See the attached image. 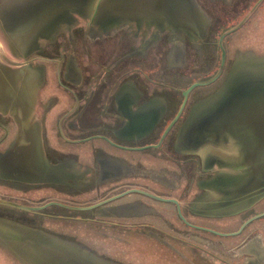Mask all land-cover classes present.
Masks as SVG:
<instances>
[{
	"label": "flooded vegetation",
	"instance_id": "1",
	"mask_svg": "<svg viewBox=\"0 0 264 264\" xmlns=\"http://www.w3.org/2000/svg\"><path fill=\"white\" fill-rule=\"evenodd\" d=\"M218 1L237 15L220 20L200 3L186 25L145 23V33L132 24L110 33L78 27L27 56L42 81L46 166L27 169L40 183H0V198L30 207L0 204L11 209L0 217L14 223L4 229L12 240L25 241L23 226L106 262L264 264V193L240 198L236 143L212 139L222 129L207 117L192 127L199 106L264 66V10L254 13L264 0L229 27L252 1ZM122 31L137 44L109 50L103 43ZM174 75L193 79L181 88ZM12 128L0 118V144Z\"/></svg>",
	"mask_w": 264,
	"mask_h": 264
},
{
	"label": "water",
	"instance_id": "2",
	"mask_svg": "<svg viewBox=\"0 0 264 264\" xmlns=\"http://www.w3.org/2000/svg\"><path fill=\"white\" fill-rule=\"evenodd\" d=\"M55 4L53 8L59 6L61 10L59 13L63 14L69 11L83 14L89 12L88 9L91 7L90 12L97 14V20L102 16L105 18L110 14H116L118 18L128 17L132 21L144 18L145 21L155 25L159 22L173 26L179 23L188 24L187 20L199 14L195 0H73L72 4H66L64 0L63 3ZM6 6L0 7V13H9L14 9L8 17L24 19L23 7L19 5L9 10ZM47 7L49 9L46 8V12L52 9V6ZM24 28V21H22L15 27V32L18 29L22 32ZM0 36L7 51L5 54L0 50V113L9 112L14 115L19 134L24 138L25 132L27 134L26 115L33 108V97L37 87L35 81L39 80L35 78L40 76V72L36 66L21 60L26 56L24 50L27 46L21 48L18 45H12L13 37H7L1 31ZM5 37L9 39L10 44ZM240 78L236 83L230 82L224 87L217 102L206 108L207 114L204 118L197 119L194 128L204 126L202 123L207 117L209 126L222 129L219 137L212 139L230 140L236 143L233 164L242 174L239 188L240 198L243 199L246 196L255 198L264 193V67L253 69L250 74L241 75ZM187 93L188 90L185 91V95ZM211 131L213 129L208 131L209 134ZM236 190L238 191V186ZM0 204L22 210L30 208L2 198H0ZM6 228L8 230L10 227ZM24 229L20 231L25 237L23 242L28 247L26 252L30 253L28 260H32L34 264L42 262L52 264L55 260L63 264H95L96 262L64 244ZM0 241L9 249L12 238L0 236ZM9 250L14 251L12 247Z\"/></svg>",
	"mask_w": 264,
	"mask_h": 264
},
{
	"label": "crops",
	"instance_id": "3",
	"mask_svg": "<svg viewBox=\"0 0 264 264\" xmlns=\"http://www.w3.org/2000/svg\"><path fill=\"white\" fill-rule=\"evenodd\" d=\"M63 1L64 0L0 1V7L3 5H7L9 10L12 7H16L19 5L23 7L22 11H26L28 9L26 12L24 11L25 15L23 20L15 16L8 17V14L12 13L14 9L9 13H0V31L6 34L7 37H13L12 43L7 37H5L7 38L8 43H11L15 46L18 45L21 48L27 46L24 50L26 56L21 59L22 61H26V63H29V61L27 60V56L29 54L40 51L44 46H47L48 44L53 42L54 39H56L62 31H71L78 27H86L85 29L89 31H97V33H101V31H103L106 33L112 28V30L118 29L126 24H132L134 25V27H137L138 30H141V28L145 26V23H149L155 26L154 23L145 21L144 18L132 21L128 17H124L126 19L118 18L119 16L116 14H110L105 18H103L102 16V20L99 19L101 20L99 21L97 20V14L90 12L91 7H89L88 9L89 12L83 14H77L74 11H72V13L69 11L65 14L59 13L61 11L59 10V6H54L53 8V5L55 3V5H58L60 2L63 3ZM72 3L73 0H66V4ZM41 4L43 6H41ZM47 6H52V9L46 12V8L49 9ZM31 15H35L37 17ZM22 21H24L25 28L22 32L19 31V29L17 30V32H15V27H17ZM118 22L121 23L119 25H116L115 23ZM1 38L2 37L0 36V50L6 54L7 51H5V46ZM19 50L22 51V49ZM30 65L33 66L32 64ZM41 83L42 82L40 80L35 81V84L37 85V93L34 94L35 99L33 98V108H31L28 112V115H26L27 120L25 121V125L27 134L25 132L24 138H22V136L19 134V127L16 123L17 121L14 118V115L9 114V112L0 113L1 118L13 123V131H9L7 140H3L2 144H0V183L5 184L7 186L5 188L7 189L10 188L8 186L20 188L25 185H31L33 183L35 184L41 182L42 176L28 174V171L31 169V167L32 171H34L36 166L40 167L39 169H43V167L46 166L45 164L40 163V159H42L43 157V150L45 148V139L43 134L44 121L42 106L39 98V89L42 85ZM196 122L197 117L193 116L192 127L195 126ZM53 166V164H47V169L50 170L53 168ZM0 192L4 193L3 190H0ZM6 193L9 194V192ZM11 224L12 221L0 217L1 236L10 235V233L4 232V229L6 227H10ZM21 227L23 228V226Z\"/></svg>",
	"mask_w": 264,
	"mask_h": 264
},
{
	"label": "rangeland",
	"instance_id": "4",
	"mask_svg": "<svg viewBox=\"0 0 264 264\" xmlns=\"http://www.w3.org/2000/svg\"><path fill=\"white\" fill-rule=\"evenodd\" d=\"M1 2L3 1V2H6L7 0H0ZM200 1H202V2H200ZM252 1V3H250V5L240 14V15H238L237 17H235L233 20H230V21H226V23H225V26H227V27H229L230 25H232V24H234V23H236V21H237V19L238 18H241V17H243L247 12H248V10L250 9V7H251V4H253V2L255 1V0H251ZM195 2H196V5H197V10H198V13L199 12H201V7L202 6H200V3L202 4V3H204V5L206 4L207 5V7L209 8L208 9V11L210 12V13H212L214 16H217V17H219L220 18V20L222 19V18H224V19H226V16H231L232 14H236L237 15V13H235V11H234V8H230V10L232 11V13H230V12H228L227 10H226V6L227 5H224V6H222L221 5V7L219 8V1L218 0H195ZM217 4V5H216ZM7 7V6H6ZM200 10V11H199ZM263 10H264V1L262 2V5H261V8L260 9H258L257 11H255L254 13L255 14H259V13H262L263 12ZM254 13L249 17V23H248V26H246L247 27V29H250V28H254L253 27V25H252V23L255 21V19L257 18V17H255L254 16ZM221 14H223V17H221ZM217 21H219L218 19H216ZM121 22H118V23H115L116 25H119ZM161 26H164V27H170V26H172V25H170V24H164V25H161ZM172 27H179V26H172ZM216 27V26H215ZM136 29H137V27H135ZM134 28V29H135ZM219 28V27H218ZM113 29V28H112ZM108 30L106 33H110L111 31H115V30ZM146 29H151V28H147L146 26H144V27H142L141 28V31L143 32V33H145L146 32ZM140 31V30H139ZM140 31V32H141ZM126 33H124V31H122V32H119L118 34H116V36L114 37V38H108V41L107 42H104L103 44H105V46H107V48L109 49V50H119V47L120 46H127V51L129 52V51H131V49H129L130 47H132L133 46V44H137V39L136 40H133L132 38H124V35H125ZM127 34H129V33H127ZM217 36V35H216ZM216 39H217V37H215ZM103 42V41H102ZM164 45H166V43H163ZM101 49H103V47L101 48ZM122 50H120L119 52H118V54H120V52H121ZM97 57V56H96ZM264 60V59H263ZM262 67H264L263 65H257L256 66V68H262ZM193 78H191L190 76H188V77H186L185 79H179L176 75H174L173 76V81H174V83H177L178 84V86H180L181 88L185 85V84H187L189 81H191ZM181 83V84H180ZM224 90V89H223ZM178 92H180L179 90H178ZM222 92V91H221ZM218 97H219V95L217 96V97H215V98H213L212 100H208V101H206L205 103H203L201 106H199L195 111H194V113H193V115L192 116H195V117H197V119H202V118H204V116L207 114V112H208V109H206L209 105H211V104H215L216 102H217V100H218ZM179 99H180V95H179ZM221 99V98H220ZM176 102H178V100L176 101ZM0 118H1V116H0ZM1 119H3V118H1ZM3 120H6V119H3ZM7 121V120H6ZM0 190H2L1 189V186H0ZM5 211H11V209H6V208H4V207H2ZM2 208H0V209H2ZM2 209V210H3ZM11 247H12V249L14 248V249H16L17 251H19V252H21V254H22V256H25V257H27L26 259H24L23 261L21 260V261H16V260H13L12 258H11V256H10V254H8V250H7V248L8 247H6V246H4L3 244H2V242L0 241V264H34L33 262H32V260L30 261H28V259L30 258L28 255L30 254V253H28V252H26V250H28V247L24 244V242L23 241H19V240H17L16 238L14 239V240H12V242H11V246H10V248L9 249H11ZM73 251H75V250H73ZM14 252V251H13ZM92 260H94V259H92ZM94 261H96V262H94L95 264H122L121 262H118V261H100V260H97V259H95ZM158 263H164V262H158ZM41 264H47L46 262H42ZM52 264H63V263H61V262H58V261H53L52 262ZM127 264H152V261L151 260H144V261H128L127 262Z\"/></svg>",
	"mask_w": 264,
	"mask_h": 264
},
{
	"label": "bare ground",
	"instance_id": "5",
	"mask_svg": "<svg viewBox=\"0 0 264 264\" xmlns=\"http://www.w3.org/2000/svg\"><path fill=\"white\" fill-rule=\"evenodd\" d=\"M48 4H50V3H48ZM41 6H43V5L41 4ZM196 6H197V5H196ZM32 8H33V7H32ZM27 10H28V9H27ZM27 10H26V11H27ZM29 10H30V9H29ZM31 10H32V9H31ZM24 11H25V10H24ZM26 11H25V12H26ZM30 12H31V11H30ZM202 12H203V11H202ZM27 13H28V12H27ZM30 14H32V13H30ZM205 14H206V13H205ZM204 18H205V16H204ZM194 23H195V22H194ZM185 25H186V24H185ZM190 26H191V25H190ZM197 26H198V25H197ZM194 30H195V29H194ZM157 37H158V36H157ZM175 39H176V38H175ZM177 45H178V44H177ZM173 60H175V59H173ZM175 61H176V60H175ZM239 61H240V63H241V60H239ZM243 62H244V61H243ZM243 62H242V63H243ZM234 63H235V62H234ZM235 66H236V65H235ZM69 71H70V70H69ZM69 71H68V72H69ZM67 74H68V73H67ZM74 74H75V72H74ZM229 74H230V73H229ZM67 76H68V75H67ZM73 77H74V76H73ZM229 77H230V76H229ZM39 79H40V78H39ZM40 81H41V80H40ZM41 82H42V81H41ZM36 93H37V92H36ZM35 96H36V95H35ZM210 97H211V96H210ZM33 98H34V97H33ZM34 99H35V98H34ZM210 99H211V98H210ZM207 101H208V100H207ZM205 102H206V101H205ZM199 103H200V102H199ZM202 103H203V102H202ZM196 105H197V104H195V107H197ZM195 107H194V108H195ZM192 109H193V108H192ZM191 111H192V110H191ZM27 115H28V114H27ZM188 116H189V115H188ZM27 117H28V116H27ZM187 118H188V117H187ZM187 118H186V119H187ZM25 121H26V120H25ZM185 121H186V120H185ZM183 124H184V123H183ZM17 140H18V139H17ZM176 140H177V139H176ZM206 144H207V143H205V145H206ZM230 146H231V145H230ZM203 147H204V146H203ZM207 147H209V146H207ZM213 147H214V146H213ZM197 149H198V148H197ZM197 149H196V150H197ZM212 149H216V147H214V148H212ZM203 150H204V149H203ZM217 150H218V149H217ZM220 150H221V149H220ZM204 151H205V150H204ZM210 151H211V150H210ZM221 151H223V150H221ZM199 152H200V151H199ZM233 152H234V151H233ZM211 153H212V152H211ZM229 154H230V153H229ZM233 154H235V153H233ZM218 172H219V171H218ZM221 172H222V171H221ZM216 173H217V172H216ZM214 177H215V176H214ZM212 193H213V191H212ZM217 193H218V192H217ZM218 194H219V193H218ZM219 195H220V194H219ZM240 211H241V210H240ZM28 261H29V260H28ZM30 261H31V260H30ZM23 262H24V261H23ZM32 262H33V261H32ZM30 264H31V263H30Z\"/></svg>",
	"mask_w": 264,
	"mask_h": 264
}]
</instances>
